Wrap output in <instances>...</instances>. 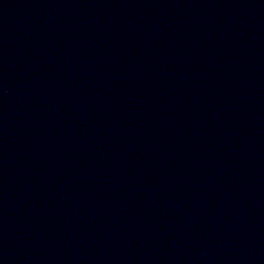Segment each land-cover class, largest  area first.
<instances>
[{
    "label": "water",
    "instance_id": "95a60500",
    "mask_svg": "<svg viewBox=\"0 0 264 264\" xmlns=\"http://www.w3.org/2000/svg\"><path fill=\"white\" fill-rule=\"evenodd\" d=\"M0 264H264V0H0Z\"/></svg>",
    "mask_w": 264,
    "mask_h": 264
}]
</instances>
